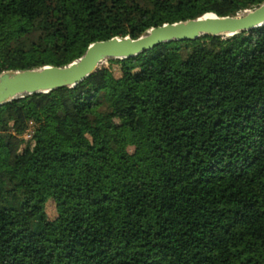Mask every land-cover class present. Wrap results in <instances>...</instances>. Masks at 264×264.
Masks as SVG:
<instances>
[{"label":"trees","instance_id":"16d2710c","mask_svg":"<svg viewBox=\"0 0 264 264\" xmlns=\"http://www.w3.org/2000/svg\"><path fill=\"white\" fill-rule=\"evenodd\" d=\"M262 3L0 0V73ZM107 63L0 106V264H264V26Z\"/></svg>","mask_w":264,"mask_h":264},{"label":"water","instance_id":"95a60500","mask_svg":"<svg viewBox=\"0 0 264 264\" xmlns=\"http://www.w3.org/2000/svg\"><path fill=\"white\" fill-rule=\"evenodd\" d=\"M264 26V3L234 16L206 14L196 19L153 27L136 39L114 37L92 43L84 54L62 67L45 66L0 73V106L34 94L73 88L96 73L108 60L136 57L154 47L201 37H231Z\"/></svg>","mask_w":264,"mask_h":264},{"label":"rangeland","instance_id":"374dc122","mask_svg":"<svg viewBox=\"0 0 264 264\" xmlns=\"http://www.w3.org/2000/svg\"><path fill=\"white\" fill-rule=\"evenodd\" d=\"M101 67L110 68L115 74L118 73V71H117V69H118L117 64H109V63H107V61H104V62H102L99 65V69ZM29 138H30L29 135H25L24 136V139H29ZM128 151L129 152H132L133 151V148H128ZM111 165H112L111 161H108L107 163H105L103 165V168L104 169H109L111 167ZM46 212H47L48 218L52 221L51 228H52L53 233L55 235H59L60 227H61V223H62V218L65 215L66 210H63L62 214L59 215L57 213V211H56V208H55V205H54L53 201H49L46 204Z\"/></svg>","mask_w":264,"mask_h":264}]
</instances>
